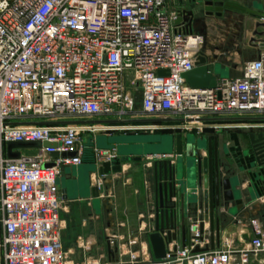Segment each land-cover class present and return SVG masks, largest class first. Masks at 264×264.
I'll return each mask as SVG.
<instances>
[{
  "label": "built area",
  "instance_id": "2783aa9c",
  "mask_svg": "<svg viewBox=\"0 0 264 264\" xmlns=\"http://www.w3.org/2000/svg\"><path fill=\"white\" fill-rule=\"evenodd\" d=\"M181 1L0 0V264H256L264 253V227L254 220L241 246L193 252L209 244L207 234L198 240L203 208L197 206L194 216L186 214L190 241L165 243L163 258L145 257L142 247L130 249L137 244L131 239L115 246L118 259L102 253L73 262L61 242L56 180L62 166L82 162L86 136L93 141L100 132L165 130L159 122H94L121 121L132 113L129 86L140 90V111L148 120L176 117L186 131L202 132L203 122L213 117L264 115V56L246 62L240 77L217 80L214 88L186 83L183 74L195 67L204 37L183 20ZM45 142L56 146L7 155V143ZM68 153L75 154L61 157ZM115 155V149L92 152L97 167ZM103 181L96 185L101 193ZM172 201L179 205L177 197Z\"/></svg>",
  "mask_w": 264,
  "mask_h": 264
},
{
  "label": "crops",
  "instance_id": "0c3cea01",
  "mask_svg": "<svg viewBox=\"0 0 264 264\" xmlns=\"http://www.w3.org/2000/svg\"><path fill=\"white\" fill-rule=\"evenodd\" d=\"M232 1L245 8L264 13V0H257L255 4H248L245 0ZM185 7L189 9L192 6L186 4ZM237 21L238 25L235 24ZM191 24L193 31L204 37L202 52L208 57V62L211 64L210 71L217 80L240 77L246 62L264 56V18L224 9L220 16L203 15L194 19ZM166 119H176V121H159L158 124L165 127V130L155 131L153 135L181 134L184 140L183 145H185V139L196 140L217 136L219 152L228 163L227 169L239 181V187L227 210H222L225 224L222 227L220 242L214 249L223 248L225 243L232 244L233 247L246 243L250 235L251 221L254 220L264 227V165H258L253 155L245 153L249 146L244 145L247 144V136L241 132L250 127H259L264 130V115L213 117L203 122L202 132L180 129L181 122L176 117L171 116ZM94 120L104 121L102 125L111 127L123 125L121 121L124 122L121 120L118 124L112 121L119 120L103 117L94 118ZM146 122L149 121L146 120ZM119 133L150 134V132L141 131H109L100 132L95 136L109 138ZM93 149L94 146L91 153ZM91 157L92 154H89L83 146L82 162L76 166H63L56 180L58 190L60 191V182L63 180L68 187L66 189L68 197H73L61 200L63 209L60 212V218L64 223L61 233L63 248L69 249V252L74 251L75 248H96L100 254H105L107 259L113 260L118 259L115 246H123L129 240L136 239L137 244L130 249L138 250L142 247L145 257H153L146 238V234L150 233L151 227L154 226V223L150 221L152 218L150 212L154 207L152 165L164 158L142 156L139 161L121 163L119 173L101 177L98 170L92 172ZM202 157H206V152L202 153ZM165 159L174 162L175 155L172 154ZM100 178L104 179V192L100 191L99 196L94 198L91 189L97 185ZM184 211L192 215L195 209L180 200L178 214L180 212V216H183ZM67 221H70L69 225L72 229L71 238L67 237L65 228ZM207 226L206 224L205 227ZM100 233L103 236L99 240ZM109 239L113 243V246H110L111 255L107 252ZM85 243L88 246L85 247ZM205 243L206 241L200 243V247H203ZM178 245L183 246L185 242L178 240ZM256 260V264H264V253L260 254Z\"/></svg>",
  "mask_w": 264,
  "mask_h": 264
},
{
  "label": "water",
  "instance_id": "95a60500",
  "mask_svg": "<svg viewBox=\"0 0 264 264\" xmlns=\"http://www.w3.org/2000/svg\"><path fill=\"white\" fill-rule=\"evenodd\" d=\"M178 4L179 10L185 13L184 21L192 23L194 19L200 16L216 15L220 16L224 9H230L240 12L249 13L261 18H264V13L255 11L250 8H245L231 0H186ZM192 6L187 9L185 5ZM181 20L176 19V23ZM211 64L208 62V57L202 52L197 57L195 67L184 73L186 83L193 88L211 89L214 88L217 82V77L210 71ZM158 74H164L159 71ZM161 120L176 121V119H155L148 120L151 123H156ZM96 124H102L104 121H94ZM110 122V121H106ZM118 123L120 121H112ZM241 133L247 136V145L249 149L246 154L253 155L258 165H264V130L263 128H247ZM165 135L158 136L153 134H122L114 135L109 138L104 136H95L93 138L94 148L101 150L115 149L116 155L108 162H104L97 167L94 162L93 171L98 170L100 176L119 173L121 163L139 161L142 156H168L175 155V160L162 159L153 163V182H154V232L147 237L153 258H163L165 256V243L181 240L189 242L191 235L185 221L187 215L184 211L183 216L178 214V204L172 201L173 197H177L179 202L182 200L186 204H190L196 211V206L203 208L202 215L198 218L202 219L199 223V237L202 241L207 234L209 244L203 248L195 246L193 252H203L213 250L215 245H218L221 238L222 227L225 224L222 213L227 210L228 205L235 198V193L239 187V181L228 173L227 176H222L217 165L219 140L217 136L207 137L206 139H185L181 134L175 136L163 133ZM84 139L83 141H85ZM55 147L56 144L45 142L39 143H7V155L9 158H17L18 153H12V149H26ZM206 152V157H202V153ZM75 153L61 154V157L74 156ZM184 156V158H183ZM52 158H58L59 154L52 153ZM93 161V156L91 157ZM196 164V186L193 190L183 189L179 180L183 176V164L189 161ZM44 167H51V164H46ZM63 167V166H62ZM61 167V168H62ZM61 174V169L60 173ZM59 200L72 199L68 197L63 180L60 182ZM100 191H103L102 186H93L91 194L94 198L99 196ZM196 191L198 195H196ZM194 196V198H190ZM75 198V197H74ZM180 211V210H179ZM192 213V216L196 212ZM205 223H208V228L205 229ZM163 230H166V236L162 237ZM107 252L112 254L109 241L107 242Z\"/></svg>",
  "mask_w": 264,
  "mask_h": 264
},
{
  "label": "rangeland",
  "instance_id": "374dc122",
  "mask_svg": "<svg viewBox=\"0 0 264 264\" xmlns=\"http://www.w3.org/2000/svg\"><path fill=\"white\" fill-rule=\"evenodd\" d=\"M257 0H245V2H247L248 4H255L254 2H256ZM236 25L239 24V22H235ZM217 34L219 35V31L217 32ZM231 38V37H230ZM129 89L133 92V111L131 114L124 116V118L121 121L122 124H127V125H143V124H147L148 122H146V120L150 119L148 118L146 115H144L141 111H140V102H141V93L139 89H136L134 87H130ZM128 127H147V126H128ZM155 132V131H154ZM131 134H135V133H131ZM116 135V134H115ZM117 135H122V134H117ZM138 135H142V133H139ZM156 135H165L163 133H159ZM85 137V136H84ZM86 140L83 142V146L86 149V151L89 154H92V147L94 146L93 142H92V135H87ZM245 146H247V144H244ZM224 156V153H223ZM94 168V166H93ZM183 168L185 169L183 171V176L182 178L179 180V183L181 184V187L185 190V189H190L193 190L196 186V164L193 161V159L187 163L184 162L183 164ZM190 198H194V196H190ZM69 220V219H67ZM70 221H67V226H65L66 231H67V237L72 236L71 234V230L70 229ZM103 234H99V240L102 239ZM1 237V234H0ZM65 251H68L69 249L64 248ZM69 254V260L73 261V262H83L84 260L88 259V258H98V255H100V251L97 250L96 248H92V249H77L75 248V250H71Z\"/></svg>",
  "mask_w": 264,
  "mask_h": 264
},
{
  "label": "flooded vegetation",
  "instance_id": "af4514ba",
  "mask_svg": "<svg viewBox=\"0 0 264 264\" xmlns=\"http://www.w3.org/2000/svg\"><path fill=\"white\" fill-rule=\"evenodd\" d=\"M248 149H249V147H248ZM217 165H218V169H219L222 176H227L228 173H231L230 170L227 169L228 163L224 160V158L222 157L220 152H218ZM224 168H225V170H224ZM224 173H225V175H224Z\"/></svg>",
  "mask_w": 264,
  "mask_h": 264
}]
</instances>
